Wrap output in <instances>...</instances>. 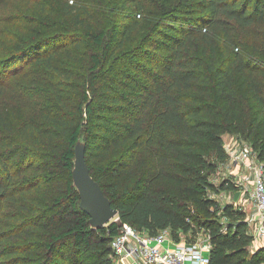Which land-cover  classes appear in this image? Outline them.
<instances>
[{
  "label": "trees",
  "instance_id": "16d2710c",
  "mask_svg": "<svg viewBox=\"0 0 264 264\" xmlns=\"http://www.w3.org/2000/svg\"><path fill=\"white\" fill-rule=\"evenodd\" d=\"M62 1L72 13L74 0ZM152 1L157 19L144 23L138 21L141 0L126 1L135 12L124 16L122 34L142 32L131 49L115 54L122 42L111 49L102 30L85 32L102 51L90 55L77 113L56 115L45 130L46 145L59 137L55 159L64 171L55 193L59 209L48 219L49 235L37 264H64L67 243L72 245L69 264H114L109 243L123 222L150 234L204 226L212 235L209 264L264 262L263 248L250 252L244 212L230 203L221 206L212 196L232 192L235 185L210 181L229 160L226 133L248 142L264 161V0ZM4 3L0 0V6ZM184 5L198 15L139 79L133 71L139 70L141 48H153L172 34ZM66 73L61 76L70 77ZM52 86L54 93L56 83ZM36 130L30 123L20 132L37 142ZM81 138L91 176L118 212L117 221L96 229L80 208L72 178ZM7 177L0 159V205ZM22 245L23 253L31 251Z\"/></svg>",
  "mask_w": 264,
  "mask_h": 264
},
{
  "label": "rangeland",
  "instance_id": "374dc122",
  "mask_svg": "<svg viewBox=\"0 0 264 264\" xmlns=\"http://www.w3.org/2000/svg\"><path fill=\"white\" fill-rule=\"evenodd\" d=\"M126 1L74 0L72 13L63 9L62 0H5L0 6V159L6 162L10 174L5 179L6 194L0 205V264L39 261L37 253L49 235L48 219L59 209L55 193L64 171L55 159L59 137L46 145L45 130L52 126L50 119L56 115L66 117L78 111L81 81L88 73L90 55L102 51V46L86 36L87 30H102L111 49L122 42L115 54L138 43L142 32L122 34L124 16L135 12ZM141 3L138 21L154 22L157 15L153 1ZM181 9L172 34L166 33L153 48H141L142 54L136 60L139 70L133 71L139 79L147 77L158 57L168 53L162 48L178 39L179 30L189 28L198 15L191 5ZM61 72L70 77H62ZM122 80L128 81L125 77ZM53 83L57 87L54 93ZM30 123L37 129V142L32 135L20 132ZM228 145L224 142L227 152ZM230 169L221 166L210 181L218 184L231 180ZM213 196L223 204L232 194L229 197V191L222 190ZM21 244H27L31 251L23 253ZM71 250L70 243L63 247L64 264H69Z\"/></svg>",
  "mask_w": 264,
  "mask_h": 264
},
{
  "label": "built area",
  "instance_id": "2783aa9c",
  "mask_svg": "<svg viewBox=\"0 0 264 264\" xmlns=\"http://www.w3.org/2000/svg\"><path fill=\"white\" fill-rule=\"evenodd\" d=\"M227 153L229 160L222 166L231 167L232 179L225 180L235 185V189L229 192V197L233 196L230 200L219 204L230 203L244 212L252 237L249 249L254 253L259 248L264 249V161L257 157L248 142L236 137L228 145ZM225 223L222 217V230ZM211 236L204 226L175 233L167 227L150 234L123 222L111 236L109 248L114 264H209Z\"/></svg>",
  "mask_w": 264,
  "mask_h": 264
},
{
  "label": "water",
  "instance_id": "95a60500",
  "mask_svg": "<svg viewBox=\"0 0 264 264\" xmlns=\"http://www.w3.org/2000/svg\"><path fill=\"white\" fill-rule=\"evenodd\" d=\"M72 178L80 197V208L90 217L91 227L96 229L115 221L118 212L112 207L99 183L91 176L85 159V147L80 142L75 146Z\"/></svg>",
  "mask_w": 264,
  "mask_h": 264
},
{
  "label": "crops",
  "instance_id": "0c3cea01",
  "mask_svg": "<svg viewBox=\"0 0 264 264\" xmlns=\"http://www.w3.org/2000/svg\"><path fill=\"white\" fill-rule=\"evenodd\" d=\"M234 137H233V135H231V134H224L223 135V140H224V142H225V145L226 144H230L231 143V140L233 139Z\"/></svg>",
  "mask_w": 264,
  "mask_h": 264
}]
</instances>
